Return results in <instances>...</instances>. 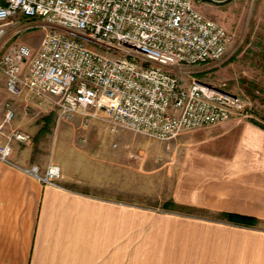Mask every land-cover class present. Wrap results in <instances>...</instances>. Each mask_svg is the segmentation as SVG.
Instances as JSON below:
<instances>
[{
	"label": "built area",
	"instance_id": "1",
	"mask_svg": "<svg viewBox=\"0 0 264 264\" xmlns=\"http://www.w3.org/2000/svg\"><path fill=\"white\" fill-rule=\"evenodd\" d=\"M195 5L196 0H0V73L7 91L50 100L58 122L79 116L86 128L102 119L112 133L124 130L166 143L236 116L251 118L247 98L218 93L193 76V67L221 60L232 39ZM38 28L45 34L34 50L20 38ZM14 117L8 103L0 134ZM14 141L27 144L31 135L16 131L6 142L0 138L1 162L44 186L62 187L61 165L51 162L42 171L15 163Z\"/></svg>",
	"mask_w": 264,
	"mask_h": 264
},
{
	"label": "crops",
	"instance_id": "2",
	"mask_svg": "<svg viewBox=\"0 0 264 264\" xmlns=\"http://www.w3.org/2000/svg\"><path fill=\"white\" fill-rule=\"evenodd\" d=\"M27 93L0 100V121L8 103L15 111L0 134L2 142L16 131L38 136L43 128L31 131V118L19 105L49 107L48 100ZM259 124L264 125L252 116H236L182 137L174 154L165 155L177 162L174 209L138 207L128 198L119 202L117 193L103 197L72 190L69 185L80 173L77 162H60L69 151L66 143L44 158L42 145L14 141L12 160L19 165L45 171L47 157L55 159L63 170L62 187L44 186L0 161V264H264V128ZM115 159L110 158L111 174L118 173ZM226 215L258 222H231Z\"/></svg>",
	"mask_w": 264,
	"mask_h": 264
},
{
	"label": "rangeland",
	"instance_id": "3",
	"mask_svg": "<svg viewBox=\"0 0 264 264\" xmlns=\"http://www.w3.org/2000/svg\"><path fill=\"white\" fill-rule=\"evenodd\" d=\"M195 6L205 17L222 25L232 39L221 60L191 67L193 76L208 85L247 98L252 104L250 116L264 124V0H234L221 7L196 0ZM44 34V29H33L20 41L38 50ZM85 42L93 50L106 52V48L87 40ZM207 67L211 68L205 69ZM179 76L188 83L185 74L179 73ZM21 95L26 97L28 93L25 91ZM12 97L3 81L0 84V100L7 101ZM48 103L49 107H41L23 101L19 107L23 114L31 118L27 122L31 131L38 133L47 124L46 132L31 136L29 142L36 147L42 145L44 152L41 156L45 158L46 152L55 145L66 143L69 151L66 156L60 157V162H77L80 173L76 177L77 182L69 185L72 190L103 197L117 193L119 202L128 198L135 206L144 208L165 209L169 206L177 162L165 155H173L182 137L197 131L183 133L176 140L166 143L124 130L112 133L109 124L102 119L94 120L83 128L79 116L71 121L58 122L55 105L50 100ZM50 114L53 115L52 120L44 119ZM130 154L137 158H130ZM109 157L118 159L116 174H111ZM46 160L58 163L49 157Z\"/></svg>",
	"mask_w": 264,
	"mask_h": 264
},
{
	"label": "trees",
	"instance_id": "4",
	"mask_svg": "<svg viewBox=\"0 0 264 264\" xmlns=\"http://www.w3.org/2000/svg\"><path fill=\"white\" fill-rule=\"evenodd\" d=\"M51 118V115L49 117H46L45 119L48 120ZM47 125V124H46ZM46 125L42 128L39 134H44L46 131L45 129L47 128ZM260 127L264 128V125L259 124ZM177 205L174 203H170L169 206L164 207L167 209H174L176 208ZM226 219H228L231 222H238V223H244V224H256L258 221L252 218H247V217H241V216H236V215H226Z\"/></svg>",
	"mask_w": 264,
	"mask_h": 264
},
{
	"label": "water",
	"instance_id": "5",
	"mask_svg": "<svg viewBox=\"0 0 264 264\" xmlns=\"http://www.w3.org/2000/svg\"><path fill=\"white\" fill-rule=\"evenodd\" d=\"M201 1H203L204 3L210 4V5H214V6L221 7V6H226V5L230 4L234 0H221V1H219V0H201ZM198 83L201 84V85H203V86H207L210 89H212V90H214V91H216L218 93H221L223 95H232V96H235L234 94H232L230 92H227L225 90L216 88L215 86H212V85H208V84L204 83L201 80H198Z\"/></svg>",
	"mask_w": 264,
	"mask_h": 264
}]
</instances>
